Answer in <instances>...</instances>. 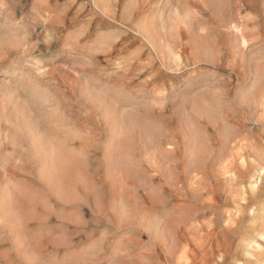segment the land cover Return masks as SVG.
Returning a JSON list of instances; mask_svg holds the SVG:
<instances>
[{"label": "rangeland", "instance_id": "374dc122", "mask_svg": "<svg viewBox=\"0 0 264 264\" xmlns=\"http://www.w3.org/2000/svg\"><path fill=\"white\" fill-rule=\"evenodd\" d=\"M0 264H264V0H0Z\"/></svg>", "mask_w": 264, "mask_h": 264}, {"label": "bare ground", "instance_id": "6f19581e", "mask_svg": "<svg viewBox=\"0 0 264 264\" xmlns=\"http://www.w3.org/2000/svg\"><path fill=\"white\" fill-rule=\"evenodd\" d=\"M246 1H247V0H246ZM248 4H249V3H248ZM260 6H261V5H260ZM241 10H242V9H241ZM252 13H253V12H252ZM228 18H229V17H228ZM228 18H227V19H228ZM228 20H229V19H228ZM228 20H227V21H228ZM145 21H146V20H145ZM145 21H143V22H144V23H142L143 25H142V24H141V25L139 24L141 27L143 26L140 30H142V29H143V30L146 29V31L143 32L144 35H145V34L148 35V34H150V33H151V35H152V34L154 35V32L152 33V31H153L154 29L151 28L152 31H150V27H153V26H151L152 24H151L150 22H148L149 20L147 21L148 24H147V22L145 23ZM227 21H226V22H227ZM138 22H139V21H138ZM140 22H141V21H140ZM149 23H150V24H149ZM230 24H231V23H230ZM148 25H150V26H148ZM232 25H233V24H232ZM230 26H231V25H230ZM233 26H234V25H233ZM137 27H138V26H137ZM147 27H149V28H147ZM137 29H138V28H137ZM143 30H142V31H143ZM137 31H138V30H137ZM142 31H141V32H142ZM141 32H140V33H141ZM149 32H150V33H149ZM155 33H156V30H155ZM157 33H158V32H157ZM157 33H156V35H157ZM141 34H142V33H141ZM143 34H142V35H143ZM158 34H159V33H158ZM156 35L153 36V37L155 38ZM146 37H147V36H146ZM238 37H239V36H238ZM157 38H159V37L157 36L156 39H157ZM156 39H155V40H156ZM146 40H147V39H146ZM155 40H154V41H155ZM157 40H158V39H157ZM154 41H153V42H154ZM156 42H157V41H155L154 44H155ZM150 43H151V42H150ZM151 44H153V43H151ZM160 44H161V43H160ZM155 46H156V45H155ZM213 47H214V46H213ZM205 53H206V52H205ZM177 55H178V54H177ZM206 55H208V54H206ZM176 64H177V63H176ZM252 65H253V64H252ZM233 70H234V69H233ZM252 70H253V69H252ZM244 89H245V88H244ZM243 161H244V160H243ZM150 226H152V225H150Z\"/></svg>", "mask_w": 264, "mask_h": 264}]
</instances>
